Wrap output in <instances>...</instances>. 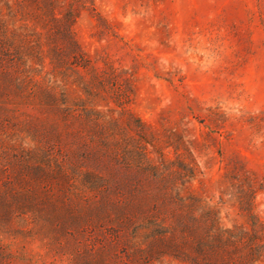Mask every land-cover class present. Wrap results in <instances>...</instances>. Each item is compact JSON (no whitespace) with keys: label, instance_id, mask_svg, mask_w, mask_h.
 <instances>
[{"label":"rangeland","instance_id":"rangeland-1","mask_svg":"<svg viewBox=\"0 0 264 264\" xmlns=\"http://www.w3.org/2000/svg\"><path fill=\"white\" fill-rule=\"evenodd\" d=\"M0 264H264V0H0Z\"/></svg>","mask_w":264,"mask_h":264}]
</instances>
